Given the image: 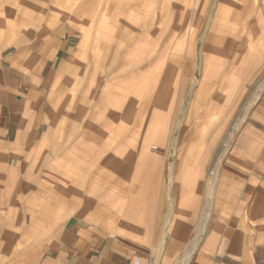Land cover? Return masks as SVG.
<instances>
[{
	"label": "crops",
	"instance_id": "crops-1",
	"mask_svg": "<svg viewBox=\"0 0 264 264\" xmlns=\"http://www.w3.org/2000/svg\"><path fill=\"white\" fill-rule=\"evenodd\" d=\"M0 264H264V0H0Z\"/></svg>",
	"mask_w": 264,
	"mask_h": 264
},
{
	"label": "built area",
	"instance_id": "built-area-1",
	"mask_svg": "<svg viewBox=\"0 0 264 264\" xmlns=\"http://www.w3.org/2000/svg\"><path fill=\"white\" fill-rule=\"evenodd\" d=\"M139 262V259H138V261H137V263Z\"/></svg>",
	"mask_w": 264,
	"mask_h": 264
}]
</instances>
